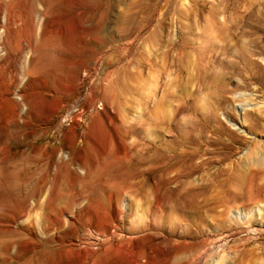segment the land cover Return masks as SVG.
<instances>
[{"label": "rangeland", "instance_id": "rangeland-1", "mask_svg": "<svg viewBox=\"0 0 264 264\" xmlns=\"http://www.w3.org/2000/svg\"><path fill=\"white\" fill-rule=\"evenodd\" d=\"M128 2L0 0V264H263L258 204L222 186L264 178V14L237 42L219 0H157L134 28Z\"/></svg>", "mask_w": 264, "mask_h": 264}, {"label": "bare ground", "instance_id": "bare-ground-1", "mask_svg": "<svg viewBox=\"0 0 264 264\" xmlns=\"http://www.w3.org/2000/svg\"><path fill=\"white\" fill-rule=\"evenodd\" d=\"M144 1L145 0H129L128 6L126 8V11H127L126 12L127 23H128V27L129 28H134L136 23L141 24L144 21H146V18L144 16H140V14L144 13V12H147L148 8L152 4L156 3L157 0H149L151 2V4L149 6H146V3L144 4ZM184 2H185V0H182L181 5H183ZM219 3L222 5V9L220 11H216V12H213L211 14L212 19L217 18L219 13H221L223 15V19L224 20L221 23L222 25L217 28L218 31L222 30V28H223L222 26H225L228 34L232 35V38H234L233 36L239 35V37H237L236 40H235V41L239 42L241 40L243 41L245 39L244 38L245 36L246 37L252 36L255 33L256 29L260 28L257 24H254L253 21L255 19L259 20L262 17V15L264 14V0L260 1V4H262V8L257 11L258 13L255 12L254 10H252V9H249L250 11L247 10L248 12L247 13L245 12L244 16H242V17H241V15H235L236 13L235 14L233 13L234 10L237 11L236 7H234V6L231 9V11L232 10L233 11L229 12V10H230L229 8L231 7V5H230L231 1L230 0H219ZM172 4H173V0H166V4L165 5H166L167 8H163V11H162L163 14L169 13V11H170L169 6L172 5ZM31 10L34 11V10H36V8H34V6H33ZM188 11H189L188 9H184L183 7L182 8L181 7L180 8H174L173 9V12L175 14H177L180 17H185V18H189ZM161 22H162V19H160L158 21V23L155 25L154 29L152 30L151 36L154 37L155 40L158 39L159 41L161 40V41L169 42V41H171V39H163L160 36H159L160 39L157 38V36L159 35V33H158L159 29L160 30L164 29V27L162 26ZM189 25H191V24H189ZM185 26L186 25L181 23V25L179 27L180 35L178 36V39L175 40L176 43L183 42L181 36H182V28L185 27ZM209 27H210L209 25L206 26V28H209ZM215 27L216 26L213 27V25H212L213 29ZM149 39H151V38L149 37ZM251 42H253L255 44V46H258L259 48H262L264 46V36L252 39ZM245 52H247V51L245 50ZM248 61H249V65H250V63H251V65H253V69L257 68V66L255 65L253 59L250 60V58H249ZM249 78L250 79H255L254 72L251 73ZM256 127H258V125ZM228 139L231 142L234 141V138H232V137H229ZM194 157H195V153L188 155V159L189 160H192ZM198 164L199 163H194V166L196 167V166H198ZM199 166H200V164H199ZM224 171H225V168L222 167V168L218 169L215 172V175L216 176H221ZM239 181H240L241 184L245 185V188H246V190L248 192V197L246 199L244 198L245 197V192H242V191H240L237 188H235L236 190H233L231 187L224 189L223 187L225 185H223V186L221 185L222 186V191L223 192H231V193H242L241 197L247 203L246 205L258 204V206H257L258 215H260L261 218H264V207H261L262 209L259 207V204L263 203V199H264V178L263 179L262 178H258L256 170L250 169L247 173L239 175ZM219 185L220 184H218V186ZM206 192H207V190H206ZM246 209L248 210V213H246V215L244 216V223L252 225L253 224L252 220L255 219V216L257 215V213L252 207L246 208ZM261 210H262V213H261ZM245 211L246 210L244 209V212ZM256 241H258V243H257L258 248L264 249V237L248 241V243H246V245L251 243V242H256ZM253 250H254V248H252V247L251 248L246 247L245 250L243 249L241 251V253H240L241 258H242V255H243L242 253H244L243 258H246V257H248V255H250V252H252ZM256 251L257 250H255V252ZM261 253L264 256V250H262ZM262 261H263V264H264V257L262 258ZM255 262H256V260H251L249 262V264H254Z\"/></svg>", "mask_w": 264, "mask_h": 264}, {"label": "built area", "instance_id": "built-area-1", "mask_svg": "<svg viewBox=\"0 0 264 264\" xmlns=\"http://www.w3.org/2000/svg\"><path fill=\"white\" fill-rule=\"evenodd\" d=\"M84 90L88 91L89 93L90 84L85 85ZM83 99L84 97L79 95L74 100L76 101V100H83ZM78 110H79L78 103H70L69 105H65L63 107V109L60 111V114L58 116V131H61L62 130L61 128L63 126L68 125L72 121L73 116H74L73 113Z\"/></svg>", "mask_w": 264, "mask_h": 264}]
</instances>
